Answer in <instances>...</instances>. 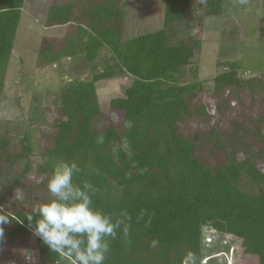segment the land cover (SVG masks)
I'll list each match as a JSON object with an SVG mask.
<instances>
[{
    "label": "trees",
    "instance_id": "obj_1",
    "mask_svg": "<svg viewBox=\"0 0 264 264\" xmlns=\"http://www.w3.org/2000/svg\"><path fill=\"white\" fill-rule=\"evenodd\" d=\"M223 2L198 4L216 16ZM24 3L0 0V93ZM125 4L48 7L44 26L65 30L42 40L37 66L82 58L93 70L103 47L113 62L63 86L54 105L39 109L34 131L23 132L18 152L8 130L0 132V244L34 234L42 264H203L228 252L224 236L232 235L264 264V69L242 77L241 61L227 62L205 93L196 67L183 80L200 43L171 40L190 0H164L162 27L126 39ZM122 74L130 83L108 103L122 117L107 122L96 81ZM240 92L257 110L236 111L250 107ZM206 231L218 238L210 246Z\"/></svg>",
    "mask_w": 264,
    "mask_h": 264
},
{
    "label": "rangeland",
    "instance_id": "obj_2",
    "mask_svg": "<svg viewBox=\"0 0 264 264\" xmlns=\"http://www.w3.org/2000/svg\"><path fill=\"white\" fill-rule=\"evenodd\" d=\"M66 1L25 0L22 8L0 93V132L8 130L13 152H18L23 132L36 126L39 109L54 105L63 86L74 79L87 80L92 73L113 62L111 52L103 47L92 61L93 70L89 62L82 58H62L54 64L36 65L37 51L42 40L46 37H61L65 30V27L44 26L47 9L52 4ZM199 1L190 0L189 17L170 29L173 42L193 38L200 43L191 64L186 67L183 80L189 81L192 68L196 67L198 81L204 92L210 93L213 77L227 69L225 63L235 59L242 63V69L238 68L242 77L259 74L264 69V0H224L223 10L216 16L206 15ZM125 3V39L162 27L164 0H125ZM129 83L128 74L96 81V94L103 118L107 122L121 120V111L111 108L108 103L111 98L123 95ZM240 93L243 102L253 109L238 106L236 111H246L247 115L257 110L256 103L250 102L246 95ZM32 140L37 142L35 135ZM29 158L38 160L37 156ZM18 169L19 166H15V170ZM241 184L249 192L254 189L246 177H243ZM216 239V236L206 231L204 240L207 246ZM224 239L229 244L228 252L216 254L209 260L204 257L201 263L257 264L254 256L242 253L238 238L225 235ZM61 263L59 260L55 264ZM0 264H42L34 234L23 243H1Z\"/></svg>",
    "mask_w": 264,
    "mask_h": 264
}]
</instances>
